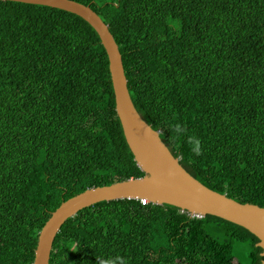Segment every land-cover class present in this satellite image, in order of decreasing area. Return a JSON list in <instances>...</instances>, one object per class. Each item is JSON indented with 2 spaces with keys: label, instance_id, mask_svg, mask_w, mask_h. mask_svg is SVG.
I'll return each instance as SVG.
<instances>
[{
  "label": "trees",
  "instance_id": "16d2710c",
  "mask_svg": "<svg viewBox=\"0 0 264 264\" xmlns=\"http://www.w3.org/2000/svg\"><path fill=\"white\" fill-rule=\"evenodd\" d=\"M107 26L141 120L206 188L264 208V0H71ZM140 172L108 61L79 17L0 1V264H32L50 214ZM257 239L169 205L99 202L60 227L48 264H245Z\"/></svg>",
  "mask_w": 264,
  "mask_h": 264
},
{
  "label": "water",
  "instance_id": "95a60500",
  "mask_svg": "<svg viewBox=\"0 0 264 264\" xmlns=\"http://www.w3.org/2000/svg\"><path fill=\"white\" fill-rule=\"evenodd\" d=\"M43 6L75 15L96 33L103 47L114 97V111L133 161L142 172L107 186L85 189L62 202L45 221L36 239L32 264H48L52 243L60 227L83 208L99 202L146 199L154 205H169L191 215L213 216L239 226L257 239L264 264V208L240 204L214 192L189 176L179 165L158 132L146 125L135 111L124 77L121 57L107 26L88 6L71 0H0Z\"/></svg>",
  "mask_w": 264,
  "mask_h": 264
},
{
  "label": "rangeland",
  "instance_id": "374dc122",
  "mask_svg": "<svg viewBox=\"0 0 264 264\" xmlns=\"http://www.w3.org/2000/svg\"><path fill=\"white\" fill-rule=\"evenodd\" d=\"M248 251V248L244 246H236L234 248V260L240 264H245V256Z\"/></svg>",
  "mask_w": 264,
  "mask_h": 264
},
{
  "label": "built area",
  "instance_id": "2783aa9c",
  "mask_svg": "<svg viewBox=\"0 0 264 264\" xmlns=\"http://www.w3.org/2000/svg\"><path fill=\"white\" fill-rule=\"evenodd\" d=\"M141 205H145L146 203H148L147 202V200L146 199H138L137 200ZM181 213H184L188 218H190V219H193V218H196V219H199V218H201L200 216H198V215H191V214H189L188 212H185V211H180Z\"/></svg>",
  "mask_w": 264,
  "mask_h": 264
}]
</instances>
